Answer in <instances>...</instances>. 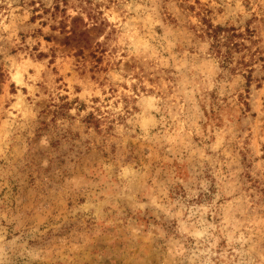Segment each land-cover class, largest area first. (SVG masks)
Returning <instances> with one entry per match:
<instances>
[{"label":"rangeland","instance_id":"obj_1","mask_svg":"<svg viewBox=\"0 0 264 264\" xmlns=\"http://www.w3.org/2000/svg\"><path fill=\"white\" fill-rule=\"evenodd\" d=\"M37 3L39 9H43L40 15H37ZM112 3L115 0H109V6ZM177 3L181 8H190L187 0H177ZM93 5L94 0H14L13 7L19 8L17 19L10 21L6 30L0 26V127L7 119L4 109L16 103L18 95L23 96V106L36 114L28 125L37 137L36 143L31 142L30 135L27 142L24 136L17 138L15 175L11 182L7 178L0 180V202L7 205L11 197L19 218L41 228V235L30 243L51 253L47 264H180V258L170 257L167 248L175 241L185 243L182 229L191 230L194 224L197 228L206 227L208 223L219 225L224 215L222 210L213 208L216 216L208 213L201 217V206L207 207L214 197L200 188V182L207 179L214 168L227 173L228 158L211 153L215 160L208 161L182 151L177 153L180 161L177 163L170 154L166 157L162 150L149 157L156 145L137 139L139 127L135 135L126 132L123 136H115L111 124L106 131L97 132L85 123L86 116L78 124L67 115L58 119L55 125L48 123L57 113H66L62 108L66 97L61 95V89L67 91V81L72 82L77 93L85 88L93 92L99 90L106 103L110 99L105 93L106 86L107 92L113 93L114 85L119 83L113 81L110 73H120L127 78V74L139 66L136 57L124 62L110 58L117 51L112 47L114 36L104 52L98 51L95 25L83 29L76 23L73 31H68L67 8L75 10L79 7L89 12L91 19L95 9L101 6L99 3ZM201 11L208 15L212 10L202 7ZM217 11L222 12L223 8ZM58 18H62L61 29L56 34L58 29L54 21ZM181 23L179 17L174 20V29ZM46 27L47 32L44 31ZM250 35L254 44L264 48V21L255 24ZM232 41L237 43L232 56L239 54L240 64L247 69V55L240 52L239 41ZM108 48L111 52L107 56ZM208 59L210 69L212 65L224 67L220 56L213 54ZM17 73L21 84L12 80ZM247 74L248 85L238 82L236 87L238 93L243 86L245 95L233 103H228L229 97L225 96L224 103L217 104V112L213 114L218 120L215 130H223L225 147L231 152V171L237 180L235 186L240 189L238 194L245 198L247 189L241 188L240 182L256 160H264V156H255L256 148L264 152V64ZM29 76L35 79L29 80ZM24 84L31 85V95ZM213 98L215 102V93ZM129 99L121 96L124 111L130 116L132 113L127 111ZM77 102L78 106H89L100 112L95 107L101 103L99 96H92L89 105L78 96L71 103ZM134 110L140 111L138 107ZM117 119L124 124V117ZM124 126L131 128V125ZM45 127L49 128L45 135L50 147L39 143ZM6 167L7 164L0 161V168ZM122 169H128L134 175L121 181ZM178 175L187 182V189L177 185ZM145 177L149 178V184L152 179L157 181L159 190L167 197L164 202L175 203L171 211H180L182 215L167 216L152 208L143 212L133 210L136 200L147 195L143 187ZM193 188L198 191L189 199L188 190ZM254 188L253 207L245 208L243 217L239 213L236 215L251 220L264 230V182ZM80 197L84 198L86 206L81 205ZM190 211L193 213L191 218ZM201 219L205 221L204 225L198 223ZM187 239L185 247H190L192 238Z\"/></svg>","mask_w":264,"mask_h":264},{"label":"clouds","instance_id":"obj_2","mask_svg":"<svg viewBox=\"0 0 264 264\" xmlns=\"http://www.w3.org/2000/svg\"><path fill=\"white\" fill-rule=\"evenodd\" d=\"M13 3L14 0H0V26L5 30L10 21L17 19L19 8H14ZM96 3L101 6L95 9L91 19L89 12L79 7L75 10L68 7L65 13L69 17L68 31H73L76 23H80L83 29H91L95 25L98 31L95 44L100 46L98 51L104 52L114 36L112 47L117 51L110 58L124 62L136 57L139 66L134 72H129L127 78L120 73H110L113 81L119 83L114 85L113 93L107 92L106 86L105 93L110 96L106 103H103L105 96L99 90L93 92L85 88L77 93L72 88V82L67 81V91L61 89V95L66 97L62 103L66 113H57L48 123L55 125L58 119L67 115L78 124L86 116L85 123L97 132L106 131L111 124L115 136H123L126 132L135 135L139 127L137 139L156 145L155 151L149 152V157L162 150L166 157L170 154L177 163L180 162L177 153L182 151L208 161L215 160L211 153L224 155L228 158L229 171L225 173L220 168H214L209 171L207 179L200 182V188L214 197L207 207L201 206L200 215L203 217L211 213L216 216L212 209L222 210L224 215L219 225L208 223L206 227L197 228L194 224L191 230L183 228L185 243L173 242L167 253L173 259L179 257L180 264L184 261L187 264H264V230L251 220L236 215L239 213L243 217V210L253 207L254 185L264 182V160H256L240 182L241 188L247 189V197L239 195L240 189L235 186L237 180L231 171V152L225 147L221 134L223 130H215L218 120L213 115L217 112L216 105L224 103L225 96L229 97L228 103H233L245 95L243 86L236 92L237 83L248 85L247 73L264 64L261 58L264 48L254 44L250 35L254 25L264 21V0H187L189 9L181 8L177 0H115L110 6L109 0H94V5ZM202 7L212 11L205 15ZM36 8L39 9V3ZM220 8H223L222 12L217 11ZM42 13L43 9H39L37 15ZM178 17L182 23L174 29L173 21ZM61 19L54 21L58 29L56 34L61 29ZM48 30L47 27L44 29L45 32ZM221 34L224 35L223 43ZM233 39L239 41L240 52L248 57L247 69L240 64L239 54L236 57L231 54L235 45L229 48V43ZM106 52L108 56L111 48ZM213 54L224 58L223 68L219 65L209 68L208 57ZM23 70L27 71L26 68ZM28 79L34 80L35 77L29 76ZM12 80L16 84L22 83L19 73L14 74ZM23 86L31 95V85ZM77 96L85 101V105H89L92 96H99L101 103L95 107L100 112L89 106H78V102L71 103ZM121 96L130 98L127 110L132 113L130 116L124 111ZM23 99L18 95L16 103L4 109L7 119L0 127V161H4L7 167L0 168V180L7 178L11 182L15 175L17 138L24 136L27 142L30 135L31 142H37L35 130L28 125L36 114L23 106ZM137 107L140 109L138 112L134 110ZM118 116L125 118L124 124L120 123ZM125 124L131 125V128L126 129ZM48 132V127L42 130L39 143L50 147L45 135ZM244 135L247 136V133ZM252 143L255 145V140ZM197 144L200 146L197 147ZM255 156H264V152L256 148ZM131 175L134 173L122 169L119 179L127 181ZM148 179L145 177L143 181L147 195L136 200L133 210L143 212L152 208L167 216L182 215L180 211H171L175 203H165L167 197L159 190L160 185L155 179L149 184ZM176 183L180 188L187 189V182L182 176L178 175ZM197 191L189 189L187 198L196 195ZM217 201L221 203L217 204ZM80 203L86 206L83 197H80ZM192 214L190 211L189 218ZM198 223L204 225L205 221L201 219ZM40 235V227H33L30 221L19 218L11 197L9 204L0 206V264H47L51 253L30 243ZM188 237L192 241L190 247H185Z\"/></svg>","mask_w":264,"mask_h":264},{"label":"trees","instance_id":"obj_3","mask_svg":"<svg viewBox=\"0 0 264 264\" xmlns=\"http://www.w3.org/2000/svg\"><path fill=\"white\" fill-rule=\"evenodd\" d=\"M220 40H221L222 43L224 42V35H223V34H221V36H220ZM229 44H231V45H229V46H230L229 48H232L233 45L237 46V43H236V42H233L232 40H231V42H230ZM220 59H221L222 62H223V59H224V58H223L222 56H220ZM223 64H224V63H223ZM244 65L246 66L247 64L244 63ZM251 71H252V70H251ZM251 71H249V72H251Z\"/></svg>","mask_w":264,"mask_h":264}]
</instances>
